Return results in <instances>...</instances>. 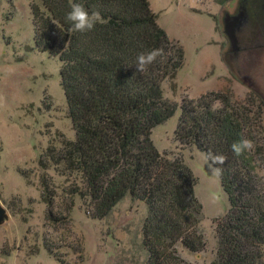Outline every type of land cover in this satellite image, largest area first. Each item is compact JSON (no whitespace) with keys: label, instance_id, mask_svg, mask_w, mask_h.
<instances>
[{"label":"trees","instance_id":"trees-1","mask_svg":"<svg viewBox=\"0 0 264 264\" xmlns=\"http://www.w3.org/2000/svg\"><path fill=\"white\" fill-rule=\"evenodd\" d=\"M34 48L59 62L60 86L74 140L59 150L47 148L38 166H63L76 175L71 197H79L85 214L103 220L126 197L145 206L141 227L144 264H189L177 246L196 254L206 247L200 232L203 208L195 195L196 180L178 158L159 153L152 131L180 111L174 130L181 147L223 154L218 178L227 199L223 217L214 220L215 257L210 264H263L264 130L262 104L237 103L229 90L209 91L179 106L163 97L162 86L175 79L184 51L158 25L148 0H27ZM12 4L13 0H7ZM73 2L102 21L94 29L70 31L66 14ZM154 48L164 55L144 72L137 55ZM218 102V103H217ZM250 140L251 149L237 156L231 146ZM44 219L68 221L73 205L57 214L55 194L43 174L39 179ZM43 248L56 261L54 249ZM81 257V256H80Z\"/></svg>","mask_w":264,"mask_h":264},{"label":"rangeland","instance_id":"rangeland-1","mask_svg":"<svg viewBox=\"0 0 264 264\" xmlns=\"http://www.w3.org/2000/svg\"><path fill=\"white\" fill-rule=\"evenodd\" d=\"M158 25L183 48L184 62L163 97L180 105L209 91L229 90L237 103L246 99L263 109L264 0H148ZM240 9V10H238ZM246 12L236 33L238 50L229 52L223 33L225 16ZM252 40L256 43L249 44ZM59 62L34 48L27 0H0V264L16 253L17 264H60L43 245L51 246L63 264H144L141 227L145 206L124 198L103 220H92L79 197H71L79 184L63 166H38L47 148H61L74 140L60 86ZM180 111L151 134L153 146L168 158H178L195 180V195L203 208L200 232L206 247L192 254L180 245L178 255L189 264H210L215 257L214 220L227 211V199L218 178L209 171L204 155L181 147L174 138ZM264 130V115L262 114ZM46 176L55 194L57 214L72 203L68 221L44 219L39 179ZM264 175V171H263ZM264 250V248H263ZM81 256V257H80ZM264 264V259H263Z\"/></svg>","mask_w":264,"mask_h":264},{"label":"clouds","instance_id":"clouds-1","mask_svg":"<svg viewBox=\"0 0 264 264\" xmlns=\"http://www.w3.org/2000/svg\"><path fill=\"white\" fill-rule=\"evenodd\" d=\"M70 11L66 14V21L71 24L70 31L85 33L92 31L98 22H103L101 14L98 10L91 12L86 6L79 2H73L70 5ZM164 55L163 49L154 48L137 55L136 69L138 72H144L148 66L156 62L158 57ZM218 103V102H217ZM253 144L250 140L244 139L234 142L231 146L232 152L239 156L243 151L251 149ZM209 161V171L212 175L220 177L223 174L222 165L227 161V157L223 154L213 153L211 151L206 153ZM16 253L9 258L8 264H17L15 260Z\"/></svg>","mask_w":264,"mask_h":264},{"label":"water","instance_id":"water-1","mask_svg":"<svg viewBox=\"0 0 264 264\" xmlns=\"http://www.w3.org/2000/svg\"><path fill=\"white\" fill-rule=\"evenodd\" d=\"M240 18L246 20L249 17H247L246 12L240 11V13L237 14V16H232V15L225 16L223 19V33L228 39L230 53H236L238 50V41H237L236 33L239 31L240 28V24H238ZM4 214H5V210L0 206V223L4 218Z\"/></svg>","mask_w":264,"mask_h":264},{"label":"flooded vegetation","instance_id":"flooded-vegetation-1","mask_svg":"<svg viewBox=\"0 0 264 264\" xmlns=\"http://www.w3.org/2000/svg\"><path fill=\"white\" fill-rule=\"evenodd\" d=\"M264 7V6H263ZM232 16H237L236 15V12H235V14L234 15H232ZM264 16V15H263ZM250 43L249 44H251L252 42L253 43H256L257 41L256 40H252V38H251V41H249ZM263 65H264V20H263ZM264 70V69H263ZM263 85H264V73H263ZM263 88H264V86H263ZM263 115H264V92H263Z\"/></svg>","mask_w":264,"mask_h":264},{"label":"crops","instance_id":"crops-1","mask_svg":"<svg viewBox=\"0 0 264 264\" xmlns=\"http://www.w3.org/2000/svg\"><path fill=\"white\" fill-rule=\"evenodd\" d=\"M150 4V3H149Z\"/></svg>","mask_w":264,"mask_h":264}]
</instances>
